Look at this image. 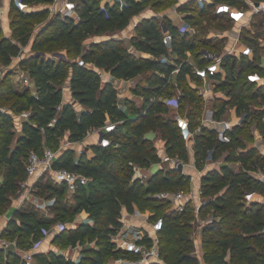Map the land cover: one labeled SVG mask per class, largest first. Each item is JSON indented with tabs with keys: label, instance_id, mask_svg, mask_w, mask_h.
<instances>
[{
	"label": "trees",
	"instance_id": "obj_1",
	"mask_svg": "<svg viewBox=\"0 0 264 264\" xmlns=\"http://www.w3.org/2000/svg\"><path fill=\"white\" fill-rule=\"evenodd\" d=\"M25 1L42 3L50 0ZM77 1L79 19L53 15L34 39V22L48 14V9L24 12L13 8L11 23L14 39L5 36L0 26V66L10 64L13 57L21 54L23 45L32 41V52L22 58L20 66L29 72L36 86L34 92L29 84L22 88L7 85L8 92L2 97L9 103L12 112L0 109V170L2 166L7 167L4 178L0 180V213L4 212L11 194L20 190L21 177L26 174L31 150L43 153L46 147L59 143L67 132L70 141L82 140L89 130L103 126L107 115L118 122V126L110 133L111 142L108 145L94 144L91 156L76 158L72 147L58 153L55 165L84 173L90 177L88 183L70 192L66 184L53 178L39 179L36 187L48 190L46 197L54 199V213H39L35 206L29 207L35 202L25 200L22 207L15 209L2 235L15 240L19 248L29 249L35 241L44 237L43 228L52 229L57 222L68 221L70 225L66 223L64 229L52 231L49 236L51 241L60 243L62 247L80 246L79 256L73 258L65 253L40 248L35 256L42 264H117L116 258L124 251L117 248L112 235L124 225L123 208L130 213L136 208H151L163 217L164 225L159 235L160 250L166 264H264V199L256 197L248 201L245 196L254 187L264 191V181L255 176L256 172L264 173V152L250 144L255 140L254 125H250L253 121L264 138V106L253 108L240 92L233 95L239 80L241 90L254 85L242 75L235 79L231 71L228 80L218 87L229 90L231 97H217L218 117L231 103L236 106L239 115L246 114L242 123L229 131L231 141L223 142L218 138L216 128L201 122L193 125L189 118L193 114L202 119L199 102L202 94L189 82V77L192 81H199V78L186 60V50L192 49L202 65L204 60L199 57V45L210 47L216 44L212 38L201 36L200 30L194 34L181 33L179 26L168 15L147 16L138 22L131 45L154 56H138L125 39L113 35L126 28L131 19L149 4L159 7L168 0H126L109 6L107 12L98 8V0ZM223 1L234 4L242 1L238 5L244 4L243 0ZM191 9L200 14L192 12L188 18L194 19L193 24L203 29L201 14L210 10L199 7L195 0L181 6L182 11ZM210 15L217 18L214 13ZM258 15L261 16L257 18ZM255 16L256 30L251 40L258 46L259 38L264 37V29L261 28L264 27V14ZM165 23L174 33L172 48L178 55L176 63L180 65L176 82L172 79L176 63L164 59V55L169 54L163 42ZM95 35L106 37L93 39ZM56 52L62 54L57 55ZM80 58L86 64H80ZM250 65L246 69L253 68ZM100 68L125 79L144 74L146 83H139L134 88L135 93L143 96V104L139 106L133 100L127 101V107L135 117H128L119 104L117 88L111 80H104ZM67 80H70L73 97L83 105L81 109L76 107L75 102L64 101L63 86ZM2 82L4 84L5 80ZM1 87L0 93L5 90L4 86ZM175 87L182 89L178 107L180 114L184 110V98L197 108L185 114L190 130L196 132V166L205 168L211 150L214 160L227 154V162L221 168L207 169L201 175L204 204L200 213L205 215V212L213 210L215 216L202 229V258L194 253L195 238L192 233L198 214L193 203L176 209L169 198L159 195L164 190H189L190 174L168 165L161 166L147 180L136 176L137 167H149L161 161L154 140L147 136L151 130L161 133L168 156L189 160V147L182 125L176 115L170 113L172 107L166 102L168 97L177 96L172 92ZM255 89V94L264 95L262 87ZM25 110L29 111V117L20 122L22 134L18 136L16 130L6 125L14 121L15 114ZM249 125L244 136L234 134L236 128ZM200 126L201 129L195 131ZM236 163L240 164L238 168ZM83 209L90 213V219H77ZM0 264L26 263L15 248L1 245ZM150 264L163 263L153 261Z\"/></svg>",
	"mask_w": 264,
	"mask_h": 264
},
{
	"label": "built area",
	"instance_id": "obj_2",
	"mask_svg": "<svg viewBox=\"0 0 264 264\" xmlns=\"http://www.w3.org/2000/svg\"><path fill=\"white\" fill-rule=\"evenodd\" d=\"M7 1L10 9L21 10L24 12H31L38 9H48L50 15L59 14L63 17H72L74 19L80 18L79 4L77 0H50L42 3H31L25 0H0V26L3 28L2 20L5 16V7L1 3ZM199 7H206L218 17L224 18L226 22L232 23L237 27V34L230 38V42H226L222 47H209L204 46L199 48V57L204 60L201 65L198 63L195 52L192 49L186 50V60L192 65L193 71L199 78L196 81L198 87H203L202 94L205 95L210 91L218 90L220 84L226 82L229 78L231 71L234 72L235 79L240 75L250 84L256 88L262 87L264 89V39L259 38L258 46H256L254 37L256 30L255 27V14L264 11V3L258 0H243L244 4L238 5L232 2L223 0H195ZM120 2L121 4L126 0H98V8L101 11L107 12L109 6ZM259 2V4H257ZM8 12L6 13V15ZM181 33L189 32L194 34L196 31H191L190 24L184 22L179 26ZM163 42L168 47L169 51L173 50L172 41L174 33L170 27L165 23L163 24ZM226 32L213 33L212 37H223L227 35ZM254 39V38H253ZM22 53V52H21ZM21 56V54H20ZM80 64H86L83 58L79 59ZM176 63V62H175ZM251 64V65H250ZM248 65L253 68H248ZM244 66V67H243ZM180 65L176 63V67L172 71L179 72ZM221 90V89H219ZM166 102L170 106L179 107L180 95L168 97ZM2 111L12 112L10 109ZM245 113L237 116V120L233 121L229 118L217 116V110L211 108L204 118V122L216 125L218 131L217 136L223 142H230L232 139L229 133L236 125H240L245 117ZM19 121H23L29 117V111L25 110L21 113L15 114ZM177 119L182 125L185 137H191L196 132L190 130L189 122L183 117L177 116ZM118 122L113 121L110 115H107L105 124L99 127L97 143L108 145L111 142L110 133L117 129ZM201 129V126L198 130ZM255 136L263 138L258 128L254 130ZM213 150L210 151L208 162H212ZM58 153L52 148L46 147L43 153L36 150H31L29 153L28 161L26 163L27 177L21 182L20 189V203L29 199L35 192L36 183L41 178H53L55 181L67 185L70 192L75 191L80 185H85L90 180V177L76 170L68 169L65 167H57L55 165ZM166 160L177 166L183 162L179 157L167 156ZM184 163V162H183ZM207 164V163H206ZM185 170V168H184ZM183 170V171H184ZM205 170L197 167L195 174L191 176V189L185 191H171L164 190L159 193L161 197L169 198L172 201V207L176 209H183L186 204L193 203L195 211L200 212L201 206L204 204L202 196V184L197 180L198 175L202 174ZM185 172V171H184ZM264 177V173H263ZM264 179V178H263ZM194 184L195 188L192 187ZM246 199L252 201L256 198L255 191L246 192ZM196 200V203H194ZM143 219L144 223H137L133 220L125 222L118 232L112 235V239L116 242L117 248L123 249V253L116 258L117 264H150L153 261H159L166 264L160 250V235L159 232L163 228V217L158 216L154 209H139L136 208L131 213ZM78 220L90 219V213L83 209L77 215ZM67 224L59 221L52 229L43 228L44 237L33 243L29 249L18 248L23 260L26 264H42L35 256V252L42 248L45 239L52 233V231H60L65 228ZM199 237L195 238L194 253L202 258V246L199 242ZM17 246L16 241L14 240Z\"/></svg>",
	"mask_w": 264,
	"mask_h": 264
},
{
	"label": "rangeland",
	"instance_id": "obj_3",
	"mask_svg": "<svg viewBox=\"0 0 264 264\" xmlns=\"http://www.w3.org/2000/svg\"><path fill=\"white\" fill-rule=\"evenodd\" d=\"M189 0H168L165 4H163L162 6L159 7H154L152 4H149L141 13L135 15L130 23L128 24V26L120 31L117 32H121V33H126L134 24V22L138 19H140L143 15H153L156 14L158 16L161 17L162 14L165 15H180L182 14V10H181V6L182 4L188 2ZM261 1L262 3H264V0H258ZM242 1H239L238 4H240ZM190 12H193V14H200L197 10H193L191 9ZM180 13V14H179ZM212 11L206 12V14H201L202 16L200 17V22L201 25H204L203 29H199L198 26L193 24L194 19L192 18H188L187 22L190 24L191 27V31H199L200 30V34L201 36L204 35H209L212 33H220V32H225V31H230L231 29H233V24L232 23H227V22H223L222 19H218V18H213ZM262 14H264V11H262ZM53 16L50 15L49 13L44 15L43 17H41L40 20H36L34 22V28H33V35H32V39L35 38L36 34L39 32L40 28L42 27V25H44L48 19ZM261 15H258L257 18H259ZM211 17V18H210ZM13 15L11 16V21L13 19ZM262 29H264V27H261ZM116 32V34H117ZM2 33L5 36H8L12 39H14L13 36V26L12 23L10 24V27L7 29H2ZM102 37H106V35H95L93 36V39H101ZM31 45H32V41L29 42V44L27 45H23L22 47V53L21 55L24 57H27L26 55L31 53ZM203 47L202 45H199V47ZM200 47V48H201ZM23 70H25V68H23L22 66H20L19 62H18V56L13 57L12 62L8 65H4L2 64L0 66V86H4V89L2 93H0V108L8 110L9 109V103L5 100L2 99V97L5 95L6 92H8L7 89V85H10V87H14V88H22L24 85L28 84L27 79L25 78L26 76L23 74ZM2 80H5V83L3 84V82L1 83ZM239 82L237 85V90H233V95L235 92H240L241 95L245 96V99L247 100V102H249L253 108H257V107H262L264 106V95H258L255 94L254 92H256L254 86H246L245 88H243V90H241V80L237 81ZM1 87V88H2ZM198 91L203 90L204 88H196ZM223 93H217V92H210L208 94L205 95H201L202 99L200 102V106H201V111H202V115L201 118L203 117V113L205 111H207V109L212 108L213 106H215L216 104V100H217V96H221L224 97L226 99L231 98L228 95L229 90H221ZM174 94H176L177 96L182 94V89L181 87L177 88L175 87L174 90L172 91ZM232 96V95H231ZM183 104H184V110L182 112L183 115L188 114V112H194L197 110V108L194 107L193 104L190 103L188 98H184L183 99ZM234 104L231 103L229 105H227L226 108L230 109L231 107H233ZM216 107V106H215ZM171 114H175L176 110L174 108H170ZM17 116L15 117L14 121L12 123L7 124L6 126L11 129V130H16L17 135H18V131H19V127L21 126L19 120H16ZM189 118L191 121H193V125H197L200 122L202 123V119L200 120L199 117H197L196 115H189ZM18 119V118H17ZM252 124V125H251ZM20 125V126H19ZM251 126L254 125V121L250 123ZM249 126H246L245 128H236L234 130V134H240L242 136H244L247 132V130L249 129ZM157 136H161V133L159 131H156ZM15 138L16 136L13 138V144L15 142ZM64 142V143H63ZM82 147L80 146L79 148H74L75 150V157L78 158L80 156L86 158L88 155L85 153L84 150L89 148V143H82ZM65 146H72V143L70 141H68L66 139V136H64L63 138H61L60 142L57 144H51L50 148H52L55 152L60 153ZM82 148V149H81ZM94 150V149H93ZM163 166L167 167L169 165L168 162L164 161ZM6 166H2L1 170H0V180H2L4 178V174L6 172ZM238 168V167H237ZM155 168L150 169V172L155 171ZM255 174V173H254ZM255 176L259 179V180H263L264 181V177H263V173L261 172H256ZM27 177V174H23V177H21V182L23 180H25V178ZM23 178V179H22ZM39 181V180H38ZM37 181V183H38ZM256 186V185H255ZM21 185H20V189H21ZM191 188H189L190 190ZM35 193L33 195L30 196L29 199H27L26 201L28 202H35V205H33L31 203V205L29 204V207H33L35 206V208L39 209V213H45V214H53L54 211L52 209V204L54 202V199L51 198H47L46 194L48 193V190H46L43 187H35L34 189ZM176 191H180V189H175ZM174 190V191H175ZM189 190H184L185 192H188ZM253 191H255V195L256 197H262L264 199V191L262 189H260L259 187H254L252 189ZM37 191H39V193H36ZM173 191V190H172ZM20 193V190L17 193H13L11 194L10 197V201L8 202V204L6 205V208L4 210L3 213H0V226H2V228L0 229V246H4L5 248H9V247H13L15 248L17 251L20 250L18 249L19 247L15 245L14 240H10L8 239V237L3 236L2 232L4 230V228L7 226L8 224V216H10L13 212V209L15 208L16 205V198L18 197ZM25 202V201H24ZM23 203H20V205L17 206H23ZM198 216L196 217L195 221H194V226H193V237L194 238H198L199 236H201V240H202V234L203 231L202 229L209 223L212 222L215 218L214 214H213V210H209L208 212H205L203 215V213H197ZM78 217V216H77ZM66 221V220H65ZM68 225H70V222H66ZM55 226V224H54ZM53 226V227H54ZM48 248L49 250H55L56 252H61V253H65L67 256H77V254L80 252L81 247L80 246H76V247H62L60 243L58 242H54L51 241V239L49 240V242H47V245L45 246Z\"/></svg>",
	"mask_w": 264,
	"mask_h": 264
},
{
	"label": "crops",
	"instance_id": "obj_4",
	"mask_svg": "<svg viewBox=\"0 0 264 264\" xmlns=\"http://www.w3.org/2000/svg\"><path fill=\"white\" fill-rule=\"evenodd\" d=\"M2 5H4L5 7V11L6 13L8 12V14L6 15L5 13V16L2 20V25H3V28L4 29H7L10 27V24H11V16L13 15L12 13V9H10V6H9V3L7 1H3L1 3ZM183 13L180 14L179 16L178 15H169V17L172 19V22L174 24H176L177 26H181L184 22H187V19H188V16L189 14H192V12L189 11H182ZM153 15H156V14H153ZM152 14L151 15H143L140 19L136 20L133 24V26L126 32V33H121V32H117V34L115 33L113 36L114 37H118V38H122V39H125L127 43H129L131 45V38L135 35V32H136V26L138 24V22L143 19L144 17H147V16H153ZM165 14H162L161 16H164ZM216 15V14H215ZM216 17L218 19H222L223 22H226V20L224 18H221V17H218L216 15ZM228 23V22H227ZM233 29H231L230 31H225L226 33H228L227 35L223 36V37H212L211 34L207 35L209 38H212L216 44H213L211 45L210 47H222L226 42H230V38L237 34V27L233 25ZM213 34V33H212ZM264 39V37H263ZM131 48L132 50L138 55V56H145V57H149V56H154L152 55L151 53L149 52H146V51H142V50H138L137 48H135L133 45H131ZM32 52V50H31ZM31 53L27 54L26 56L30 55ZM177 53L174 52L173 50L169 51V54L167 55H164V59L167 61V62H170V63H175L176 62V59H177ZM24 56H20L18 55V62L20 64L22 58ZM101 72H102V75L104 77V80H111L113 82V84L115 85V87L117 88L118 90V100H119V104L124 107L128 117L130 118H133L135 117L136 115L130 111L127 107V101L128 100H133L134 102H136L137 105L141 106L143 104V96L141 94H137L134 92V88L139 84V83H146L145 81V77H144V74H139L133 78H130V79H125V78H119V77H116V76H113L111 74L110 71H107L105 68H100ZM23 74L26 76L25 78L27 79L28 81V84L31 86L32 90L35 92L36 91V86H35V83L33 81V79L31 78V76L29 75V72L25 69L23 70ZM177 74L178 72H175L173 75H172V79L173 81L176 82V78H177ZM189 79V82L190 84L193 86V87H196L198 88V83L196 81H192L190 79V77L188 78ZM64 101L65 102H75V105L78 109H81L83 107V105L76 101L75 98L73 97V94H72V91H71V86H70V80H67L65 83H64ZM214 92H217V93H223L221 90H213ZM213 91H210V92H213ZM208 92V93H210ZM200 94H202V90L199 91ZM207 93V94H208ZM203 95V94H202ZM206 96V94H205ZM219 97V96H217ZM172 108H174L176 110L175 112V115H176V118L177 116H180V117H183V119H187L188 120V117L187 115H182L179 113L178 111V108L177 107H174V106H171ZM212 108H215L216 110V107L213 106ZM211 108L207 109V111H205L203 113V117H202V123L203 125H206V126H209L211 128H216V125L214 124H209V123H206L204 122V118L205 116L207 115V113L209 112ZM239 114L237 113V108L236 106H233L231 107L230 109L226 108L225 112L221 115V117L223 118H229L233 121L237 120V116ZM16 117V116H15ZM19 119V118H18ZM21 122V121H19ZM20 126V125H19ZM199 128V127H198ZM198 128L195 129V131H198ZM98 128H92L91 130H89V132L87 133V135L85 136L84 139L82 140H79V141H70L69 140V132L66 133V139L68 141H70L72 143V146H65V148H68V147H72V148H79L80 146L82 147V143L85 144V143H89V148L84 150L85 153L88 155V156H91L94 154V144L97 143V140H98ZM254 130H255V124H254ZM22 134V128L21 126L19 127V131H18V136ZM147 136L152 138L158 148V151H159V154L161 156V161L160 162H157V163H153L151 166L149 167H137L136 168V176H142L144 177L145 180H147L153 173H155L161 166H163V162L166 161L169 163V165L173 166V163L169 160H166V157L168 156L167 153H166V142L165 140L162 138V136H157L156 134V131L154 130H151L147 133ZM194 136H189L187 137V142H188V147H189V160L187 161H183L184 162V168H185V172L188 173V174H195L196 171H197V166L195 164V149H194V143H195V139H194ZM64 143V142H63ZM251 145H256L260 148V150L262 152H264V138H260V137H256L255 136V140L253 142L250 143ZM64 148V149H65ZM82 149V148H81ZM226 153H224L223 155H221L219 158L213 160L212 162H207V164L205 165V170L202 172V174L207 170V169H210V168H221L227 161H226ZM236 168L240 166L239 163H236L235 164ZM152 168H155L156 170L155 171H152L150 172V169ZM198 175L197 177V180L201 182V175ZM194 184H193V186ZM16 205H15V208L13 209V212L10 216H8V221L13 217V214H14V211L16 208H18L19 206L17 205H20V193L18 195V197L16 198ZM194 203H196V200H194ZM123 217H122V220L123 221H127V222H130V221H134V222H137V223H144L143 222V219L142 218H139L137 216H133L125 207L123 208ZM2 228V226H0V229ZM52 237L51 236H48L44 243H43V246H42V249L44 251H48V248L45 247L47 245V242H49V240L51 239ZM199 242H200V245L202 246V240H201V236H199ZM80 253V252H79ZM79 253L77 254V256H74L73 258H77L79 256Z\"/></svg>",
	"mask_w": 264,
	"mask_h": 264
},
{
	"label": "water",
	"instance_id": "obj_5",
	"mask_svg": "<svg viewBox=\"0 0 264 264\" xmlns=\"http://www.w3.org/2000/svg\"><path fill=\"white\" fill-rule=\"evenodd\" d=\"M257 4H259V2H257ZM57 55H60L62 54L61 52H56ZM178 169L180 170H184V163L183 162H180L177 166H176Z\"/></svg>",
	"mask_w": 264,
	"mask_h": 264
}]
</instances>
